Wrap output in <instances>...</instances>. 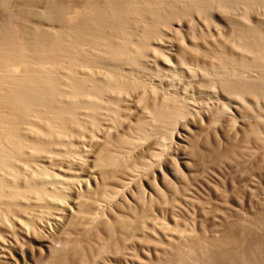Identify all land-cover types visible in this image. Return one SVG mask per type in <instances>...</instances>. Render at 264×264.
Wrapping results in <instances>:
<instances>
[{
	"label": "rangeland",
	"instance_id": "obj_1",
	"mask_svg": "<svg viewBox=\"0 0 264 264\" xmlns=\"http://www.w3.org/2000/svg\"><path fill=\"white\" fill-rule=\"evenodd\" d=\"M0 264H264V0H0Z\"/></svg>",
	"mask_w": 264,
	"mask_h": 264
}]
</instances>
